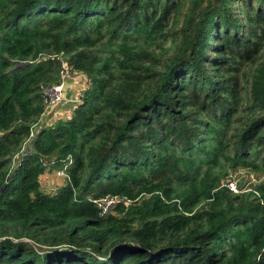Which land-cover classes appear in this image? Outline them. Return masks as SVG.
Wrapping results in <instances>:
<instances>
[{
  "label": "trees",
  "instance_id": "obj_1",
  "mask_svg": "<svg viewBox=\"0 0 264 264\" xmlns=\"http://www.w3.org/2000/svg\"><path fill=\"white\" fill-rule=\"evenodd\" d=\"M0 133V264H264V0H0Z\"/></svg>",
  "mask_w": 264,
  "mask_h": 264
},
{
  "label": "rangeland",
  "instance_id": "obj_2",
  "mask_svg": "<svg viewBox=\"0 0 264 264\" xmlns=\"http://www.w3.org/2000/svg\"><path fill=\"white\" fill-rule=\"evenodd\" d=\"M182 25V21H179V26ZM173 48V46H171V41L167 42L162 48H158L155 51V54L158 55L157 59H163L165 60L168 56L173 55L175 50ZM76 78H74L73 81L74 83H76L78 86V88H76L73 92L74 94L72 95H68V99L65 102L66 105H63L61 107H65L67 108V110L65 112H67L64 115H69V112L71 111L72 107L74 106V102H80L79 99V94H81V92L84 90V88L86 87V85L84 86V84L88 82L87 76H85L84 74L77 72ZM45 118V117H44ZM58 119H50L47 123H54ZM17 161L16 163L11 166V170L14 171L16 169L17 166ZM228 179L232 178L236 181L237 187L243 191V190H249V187L253 184H259L262 181H264V174L253 171L251 169L248 168H238V169H234L230 171L229 176L227 177ZM65 179L63 177H59L58 175H56L55 172H46L45 174L42 175L41 177V187L42 190H44L45 192H54L56 191V189L58 188V186H62V184H64ZM236 193V192H234ZM35 246L37 248L42 247L40 244L35 243Z\"/></svg>",
  "mask_w": 264,
  "mask_h": 264
},
{
  "label": "built area",
  "instance_id": "obj_3",
  "mask_svg": "<svg viewBox=\"0 0 264 264\" xmlns=\"http://www.w3.org/2000/svg\"><path fill=\"white\" fill-rule=\"evenodd\" d=\"M61 59V71H60V81L47 87L44 90V101L46 104L47 109L51 107H55L59 103H64L67 101L66 89L69 81H72L76 78L77 75L76 71H73L70 66L68 65L67 60L62 56L59 55ZM34 136V132L32 133V137ZM22 155H25V151L17 154L14 157V161L18 162L19 159L22 158ZM68 163L62 168L59 169L56 174L59 177H67L69 178V174L67 172ZM225 185L233 192L240 193L241 190L237 187L236 181L234 179L228 180ZM124 201V199H120L116 195H108L105 198L98 200L97 204L101 208V214H105L111 210V208L118 202Z\"/></svg>",
  "mask_w": 264,
  "mask_h": 264
},
{
  "label": "crops",
  "instance_id": "obj_4",
  "mask_svg": "<svg viewBox=\"0 0 264 264\" xmlns=\"http://www.w3.org/2000/svg\"><path fill=\"white\" fill-rule=\"evenodd\" d=\"M73 81H75V80L69 81L68 85H67V87H68L67 93L70 94V95L74 94L73 91L76 88H78V86H80V85H77L76 83H74ZM85 85H86V83L84 84V86ZM66 110H67V108H65V107H59V108H56V109H55V107L54 108H50L49 110H47V113L45 115L44 120L48 122L52 118L58 119V118H61L63 116H66V115H64V114L67 113V112H65ZM69 114H71V113H69ZM67 116H69V115H67Z\"/></svg>",
  "mask_w": 264,
  "mask_h": 264
},
{
  "label": "water",
  "instance_id": "obj_5",
  "mask_svg": "<svg viewBox=\"0 0 264 264\" xmlns=\"http://www.w3.org/2000/svg\"><path fill=\"white\" fill-rule=\"evenodd\" d=\"M63 105H66L65 102H64V103H59V104H57V105L55 106V109H56V108H59V107H61V106H63ZM0 135H2V133H0Z\"/></svg>",
  "mask_w": 264,
  "mask_h": 264
}]
</instances>
